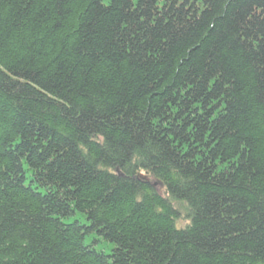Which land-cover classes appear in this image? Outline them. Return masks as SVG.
Masks as SVG:
<instances>
[{
	"label": "trees",
	"instance_id": "trees-1",
	"mask_svg": "<svg viewBox=\"0 0 264 264\" xmlns=\"http://www.w3.org/2000/svg\"><path fill=\"white\" fill-rule=\"evenodd\" d=\"M0 264H264V0H0Z\"/></svg>",
	"mask_w": 264,
	"mask_h": 264
}]
</instances>
